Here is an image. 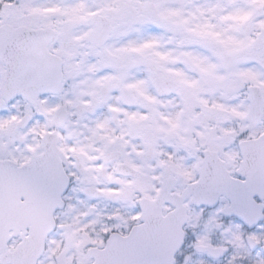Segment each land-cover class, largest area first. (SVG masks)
<instances>
[{"label":"snow or ice","instance_id":"6c2138e0","mask_svg":"<svg viewBox=\"0 0 264 264\" xmlns=\"http://www.w3.org/2000/svg\"><path fill=\"white\" fill-rule=\"evenodd\" d=\"M0 264H264V0H0Z\"/></svg>","mask_w":264,"mask_h":264}]
</instances>
